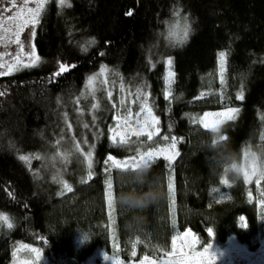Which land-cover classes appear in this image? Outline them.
<instances>
[{
    "label": "trees",
    "instance_id": "16d2710c",
    "mask_svg": "<svg viewBox=\"0 0 264 264\" xmlns=\"http://www.w3.org/2000/svg\"><path fill=\"white\" fill-rule=\"evenodd\" d=\"M177 12L188 25L182 42L168 31ZM34 44L37 66L0 77V213L13 223L0 237V264H10L15 241L27 235L50 264H87L101 253L123 262L162 257L186 228L212 229L222 240L233 232L244 237L237 223L242 214L253 221L250 197L264 195V179L261 193L229 169H237L244 154L264 158V0H67L63 6L48 0ZM168 60L170 89L162 80ZM61 64L69 70L54 77ZM102 66L146 88L159 133L140 144H113L107 129L114 108L102 104L92 168L77 169L81 177L69 182L72 191L57 193V184L40 171L41 156L56 149L67 121L81 117L76 111L89 110L86 80ZM225 104L239 110L235 120L216 133L201 126L205 113ZM173 137L179 155L171 163L157 158L150 170L106 171L109 156L136 158L139 147L171 146ZM89 171L93 178L85 183ZM216 188L227 201L213 207ZM159 191L163 198L144 210L117 203V197L136 202L140 194ZM81 234L89 241L82 243Z\"/></svg>",
    "mask_w": 264,
    "mask_h": 264
},
{
    "label": "rangeland",
    "instance_id": "374dc122",
    "mask_svg": "<svg viewBox=\"0 0 264 264\" xmlns=\"http://www.w3.org/2000/svg\"><path fill=\"white\" fill-rule=\"evenodd\" d=\"M56 1L59 2V0ZM4 6H7L6 0H0V7H4ZM30 6L34 7L35 5L33 3L30 4ZM5 15L8 14L6 13ZM185 24H187L186 19L184 18L183 15L177 12L171 21L170 30L168 29L169 33L171 34L174 40L175 39L181 40V37L183 36V33L185 31ZM5 27L11 28V32H4L3 30H0V36L4 37L3 40H0V55H2V59H0V64L4 65V67H0V72H9V66L16 64L17 57L19 58L21 63L23 64L29 63V54L33 51V48L35 49V52L38 55L34 44L35 34H33V25L29 24L28 26L21 28L19 30L18 36L15 35V32L17 30L15 27V21H13L11 24H6ZM36 27L37 25L35 26V32H36ZM17 40L19 41V43L15 42ZM168 61H167V65H168ZM23 69L26 68H21L18 71H11L10 74H14ZM169 71L173 73V71L169 68L168 65L162 77L166 89H170V86L172 85V81H173V76H172L171 83L170 84L166 83L165 77L168 75ZM100 72L101 69L94 72L92 75H89V77L86 80V90L91 97L90 101L89 98L87 100L90 102L89 110L76 111V115H79L81 117L77 119V122L74 121L72 123L67 121L65 123L64 126L65 129L63 133L60 134V138L58 142L55 144L57 145L56 149L53 151H49V153L43 154L41 156L44 165L40 167V171H44L45 177L48 176L47 181L54 183V185L57 184V186H55L56 188L58 187L59 189L57 193L65 191L64 188L65 183L70 187V185H72L69 183L70 181H75V180L78 181L80 179L81 175L80 173H78V171L81 170V167L83 169L85 168L86 170L88 169V154L91 153V160H92L93 146L96 143L100 129L102 130L101 128V125H103V123H101L102 113H100L104 108L102 104L113 105L114 108V116L111 115L112 121L110 123L108 122L109 128L107 129V133L110 138L113 135V131H112L113 129L117 130L121 134H123L126 130L129 129L140 130L146 121L149 123L150 126L153 125L154 123V127H151L152 131L155 132V130L157 129L156 118H155V122H153L152 120V118L155 117V113L153 112L152 109H151V113L147 111V108H151L149 105L150 103L148 101L149 99L147 100L146 107H144L145 106L144 94L148 95L146 88L137 85L136 83L133 84L131 81L125 79L119 73L118 74L116 72L114 73L108 70L107 68H105V73L103 75H98L100 74ZM90 77L96 78L94 80V89H95L94 92L87 87L88 80ZM105 80L107 81L106 83H104ZM109 93H111V99H109ZM93 104L98 105V107L94 109L92 107ZM142 107H144L143 111H142ZM228 109H237V108L225 104L222 106L221 109L208 113L209 115L204 116L203 119H200L199 123L201 124L202 127H204V123H207L211 131L213 128L216 127L219 128V126L222 123L218 121L215 114L219 112L227 111ZM117 118H119V127H118ZM225 121L227 120H224V122ZM69 125H71V127H69ZM85 125H87V127H85ZM106 126L107 124L105 123V127ZM149 130H150L149 127L143 128L144 132H147ZM142 138L144 139V141H147L146 136ZM133 139L135 140V137H133ZM261 140H264V131H263V135L261 136ZM161 149H164L165 152L163 156H159L158 158L165 159V156H171L173 155L174 152H176V150L175 149L173 150L169 145L160 146L155 149L139 147L138 150L139 153L136 154V159H139L141 153L148 151H156ZM78 154L80 156H78ZM145 162H149V161L146 159H140L136 163L135 167H141V165L144 164ZM236 168L240 169L239 173L243 176V178H244V173L247 172L251 177V180L256 181L258 177L252 176V172L254 169L257 170L258 172L263 171L264 158L261 160H257L252 155L244 154L240 160L239 165ZM77 169L79 170L76 172ZM77 174H79L80 176ZM171 178H172L171 176H168V180L170 182H171ZM213 190L211 191L210 201H209L212 205L222 204L225 201H227V195L225 194L224 191L218 188H216L217 191H213ZM0 224H2V222H0ZM12 228L8 229L6 226H0V237H3L4 235H9L10 231H12ZM25 238L30 239V236L27 235L25 236ZM25 238L23 237L20 238L23 241H15L16 243L12 249V260L10 264H37L35 254L30 251V249L32 248L39 249L41 252L42 259L39 261V264H50L47 255L43 251V247H40L39 245H37V243H34L33 241L24 240ZM177 252H182V250L181 249L177 250V248L173 249L171 257L168 258L167 260L176 259ZM105 255L107 254L101 253V254L93 255L90 259H88L89 262L87 264H115L116 261H119L120 263L123 262V260L113 255H107L111 259L105 260L104 259ZM143 260L146 259H141L139 261H143ZM136 264H143V263H136Z\"/></svg>",
    "mask_w": 264,
    "mask_h": 264
},
{
    "label": "snow or ice",
    "instance_id": "6c2138e0",
    "mask_svg": "<svg viewBox=\"0 0 264 264\" xmlns=\"http://www.w3.org/2000/svg\"><path fill=\"white\" fill-rule=\"evenodd\" d=\"M48 2V0H6V4L7 6L4 7H0V30H3L4 32H11V28H6L5 25L6 24H11L13 21H15V27H16V32L15 35H19V30L23 27L28 26L29 24L33 25V34H35V26L38 25L40 23V16L41 13L44 11L45 8V4ZM34 3V7L30 6V4ZM59 3L63 6L66 4V0H59ZM67 6H71L70 4ZM8 15H5V14ZM186 19V18H185ZM187 32H188V26L187 24H185V31L183 33V36L181 37V42L184 38H186L187 36ZM4 37L0 36V40H3ZM16 43H19V41H15ZM0 59H2V55H0ZM40 62V57L36 54L35 49L33 48V51L29 54V63L27 64H23L21 63V61L19 60V58H16V64L14 65H10L9 66V72H0V76H4V75H8L10 74L11 71H18L21 68H27V67H34L36 66L38 63ZM219 63L221 66V69L223 70V66L225 63V53L221 52L219 53ZM168 65L169 68L171 67V60L168 61ZM0 67H4L3 64H0ZM69 69L61 64L59 67V71L54 73L53 76L57 77L60 76L61 74H63L64 72L68 71ZM105 73V68L102 66L101 68V72L98 75H103ZM173 73L171 71L168 72V75L165 77L166 83L170 84L171 83V79H172ZM96 78L94 77H90L88 80V84L87 87L94 92V80ZM107 81L105 80L104 83H106ZM0 95H3V93H0ZM170 96L169 92H165V98L168 99ZM238 99H242L243 95L240 94L237 97ZM109 99H111V93H109ZM147 100H148V95L144 94V101H145V106L147 105ZM92 107L95 109L98 107V105L93 104ZM144 107H142V111L144 110ZM147 111L149 113H151V108H147ZM238 109H228L227 111L224 112H219L216 113V117L218 119V121L220 123H223L224 120H235L236 119V115L238 113ZM208 113H205V116H208ZM223 118V119H221ZM153 122H155V117L152 118ZM118 121V127H119V118H117ZM203 123V121H202ZM69 127H71V125H69ZM85 127H87V125H85ZM144 127H149V131L144 132L143 128ZM151 127H154V123L153 125H149V123L146 121L145 124L142 126V128L140 130H133V129H129L126 130L123 134H121L120 132H118L117 130L113 129V135L111 137L113 144H119V145H128L131 146L133 144H140V140L142 137L146 136L148 141H152L153 137L155 135H158L159 133V129L157 128L154 131L151 130ZM204 127L208 128V124L204 123ZM212 131L214 132H218L219 128H213ZM133 137H135V140L133 139ZM118 138V139H117ZM165 140L168 139V137H164ZM221 140L226 139V137H220ZM176 147V138H172V143H171V148L174 150ZM165 150L161 149V150H156V151H148V152H144L141 153L139 156V159L136 158H132V159H127L124 161H116L113 159V157L109 156L107 158V160L105 161L106 164H109V162L111 161V165L109 168H106V171H110L111 168H117V169H128V168H134V166L136 165V163L140 160V159H146L148 161H155L159 156H163L164 155ZM174 155H179V153L174 152L173 155L171 156H165V159H167L169 161V163H171L172 159L174 158ZM21 160H25L27 161L29 158L26 156H21L20 157ZM235 168V165L233 166ZM88 168L91 169L92 168V160H91V153L88 154ZM238 172L240 171V169H236ZM252 176H257L258 179L256 180V183L259 184L261 179H264V171H257V170H253L252 172ZM93 178L92 172L89 171L88 173V177L87 180L84 181L85 183L90 181ZM244 180L246 183H250L251 182V177L249 176V174L247 172L244 173ZM222 184L224 185H228V180L227 179H223ZM64 188L67 192H71L72 188L69 187L66 183L64 184ZM169 193L170 194H174L173 193V187L172 184L169 183ZM213 191H217L216 189H214ZM106 197H107V204L109 209L111 210L113 208V204H114V200H113V192H112V183L111 180H109L107 182V187H106ZM241 221L244 220V217L240 218ZM0 222H2V224H0V226H6L8 229H11L13 227V223L11 222V219L3 214L0 213ZM209 234L212 233V229H208ZM135 243L133 244V249H135ZM210 249H212V245H209L208 247H206L204 249V253H201V258L203 261V257L205 254H207V261L208 264H216V260L218 258H222L224 256L223 252H220L218 250H212L210 251ZM30 251L32 253L35 254V258L37 261V264H39V261L42 259L41 257V252L39 249L36 248H32L30 249ZM135 251H133L132 255L135 256ZM15 255V253H14ZM176 256L179 258V260H174V261H170V262H166V264H180V261H183L186 254L183 252H177ZM105 260H109L111 259L110 257H108L107 255L104 256ZM115 264H120L119 261H116Z\"/></svg>",
    "mask_w": 264,
    "mask_h": 264
},
{
    "label": "flooded vegetation",
    "instance_id": "af4514ba",
    "mask_svg": "<svg viewBox=\"0 0 264 264\" xmlns=\"http://www.w3.org/2000/svg\"><path fill=\"white\" fill-rule=\"evenodd\" d=\"M249 184H252L263 193V184L261 182L257 184L254 180ZM250 198L254 204L253 221L248 220L246 214H242L240 218L244 217V220H240L237 223V227L244 232L243 238H239L238 234L233 232L223 237V240L218 239L213 231L209 234L208 229H204L201 232L188 228L179 231L174 236L173 249H181L186 254L180 264H208L207 254L204 255L203 261L200 254L204 253V249L209 245H212L210 251L218 250L224 253L222 258L216 260V264H264V195H252ZM209 204L213 207L215 206L210 202ZM171 255L172 252L158 258L121 263L166 264V262L179 260L178 257L167 260Z\"/></svg>",
    "mask_w": 264,
    "mask_h": 264
},
{
    "label": "clouds",
    "instance_id": "9594fccd",
    "mask_svg": "<svg viewBox=\"0 0 264 264\" xmlns=\"http://www.w3.org/2000/svg\"><path fill=\"white\" fill-rule=\"evenodd\" d=\"M218 143H221V141H218ZM154 163L155 161L145 162L144 164L141 165V168L145 170H150ZM136 171H140V169H137ZM229 172L235 173L238 171L236 169H229ZM163 195L164 194L162 191H159L158 193H148L147 195L140 194V198L136 202H134L131 199L121 200L119 197H117V203L118 204L123 203L128 206L137 208L139 210H144V209H147L150 205L157 203L160 199L163 198ZM87 241H89L88 235L81 234V242L83 243Z\"/></svg>",
    "mask_w": 264,
    "mask_h": 264
}]
</instances>
